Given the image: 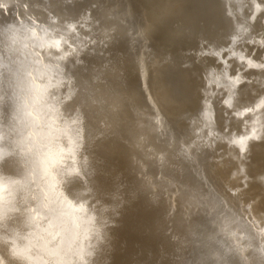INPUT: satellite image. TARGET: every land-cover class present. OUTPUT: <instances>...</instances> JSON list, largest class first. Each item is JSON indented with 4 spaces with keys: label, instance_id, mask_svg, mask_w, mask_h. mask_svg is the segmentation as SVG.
Instances as JSON below:
<instances>
[{
    "label": "rangeland",
    "instance_id": "obj_1",
    "mask_svg": "<svg viewBox=\"0 0 264 264\" xmlns=\"http://www.w3.org/2000/svg\"><path fill=\"white\" fill-rule=\"evenodd\" d=\"M179 1L0 0V132L3 133L0 136L2 139L7 136V141H0V145L5 143L8 149L16 146L12 147L15 151L10 148L12 153L3 146L12 160L9 153L3 152V147L0 151V155L3 152L0 168H9V171L4 169L6 174L0 169L5 174L4 177L0 174V181H5L0 183V247L2 251L7 248L11 252L8 254L6 249L4 259L0 251V264L3 261V264H159L162 261L164 264H264V0H206L208 5L203 1V7L199 6L200 0H194V3L187 0L189 3L185 2V6L184 3H181L183 6L175 4ZM21 8H27L23 16L18 15ZM134 34L138 36L137 40L133 39ZM128 35L133 39L131 42ZM121 36L129 41L119 40ZM127 42H130L129 46L133 45L128 46L129 49ZM103 43L107 46H102ZM122 43L127 44L123 45L124 50L119 49ZM137 46L143 47L145 52ZM111 49H114L112 53ZM125 49L128 57H124ZM115 50L124 51L122 55H125L122 57L120 51L118 56ZM139 50L143 53L137 52ZM132 53L135 54L132 56ZM139 53L140 63L136 58ZM133 59L138 61V67ZM130 60L132 66L135 64L133 68H137L129 67ZM136 69H140L141 74L138 70L135 74ZM160 75L165 80L163 77L160 80ZM164 84L167 88L170 86L171 98L177 88L178 93L172 99H164L169 96L167 88L164 86V90L161 86ZM131 93L138 94L140 101L135 102ZM157 93L160 98L162 93L165 94L164 101L159 100ZM190 94L192 98L187 99ZM145 95L151 103L142 99ZM64 96L66 100L62 104ZM129 96L134 98L133 102H129L133 100ZM175 98L181 104L175 102ZM145 100L148 102H142ZM4 101L8 108L2 110ZM139 102L143 105H137ZM144 103L148 105L146 111ZM135 104L142 107L143 115ZM63 106L65 110L62 111ZM42 107L48 110L44 113ZM151 108L154 112L149 110ZM57 118L58 122L61 120L58 125ZM34 120H41V124L37 122L39 127ZM153 120L158 121L155 124ZM163 121L171 122V125H163ZM44 124L52 128H48L50 132ZM68 125L71 129L66 128ZM73 127L75 132L68 137L66 134H70ZM37 128L43 129L42 132ZM76 128L79 129L76 131ZM33 129L37 131L35 134ZM44 129L50 139L46 138ZM82 131L81 138L87 137V141L84 139L79 143L81 138L76 132L79 136ZM160 133L167 136L166 142L162 141ZM179 133L183 138L188 135L191 141L188 137L185 140H189V144L185 143L187 140L183 143ZM17 135L20 140L14 139ZM62 140L65 143L77 140V143H68V147ZM46 141L56 147L55 151ZM84 142L90 144L86 147ZM191 142L193 147L189 146ZM78 143L86 150L79 147L74 151ZM21 144L28 148L20 147ZM64 145L68 147L67 151L62 148ZM171 145H175V149ZM190 147L192 152L197 149L196 152L190 154ZM241 147L244 149L242 156L233 159L232 153L242 150ZM16 148L22 156L14 154ZM87 148H92L91 153ZM26 149L32 154L27 156L28 159H25ZM81 150L82 154L87 151V155H82ZM198 150H202L201 153ZM59 152L65 155L60 160ZM202 152L205 157L200 155ZM55 156L59 158L56 160ZM203 159L206 160L205 167H202ZM27 160L36 163V170L43 179L58 177L52 172L55 168L66 171L61 177L60 188L74 203L75 214L64 216L55 207L43 210L35 196H28L26 176L13 169L15 165L26 166L22 164ZM8 162H15V165L9 163V166ZM248 164L258 171L259 182L255 180V173L248 170ZM230 209L232 214L237 211H234L237 213L235 217L233 215L235 219L229 217ZM80 211H84V215ZM241 211L245 214H242L244 219ZM34 225L37 229L41 227L40 231ZM57 229L60 233L63 229L62 232L69 231L70 234L64 233L63 238V233L62 236L56 234ZM9 230H14L12 236L7 233ZM3 237L5 242L9 239L8 244L4 243ZM256 239L260 241L257 245L252 242ZM28 251L32 252L29 253L31 256L26 253ZM6 257L13 260L5 262L9 260Z\"/></svg>",
    "mask_w": 264,
    "mask_h": 264
},
{
    "label": "bare ground",
    "instance_id": "obj_2",
    "mask_svg": "<svg viewBox=\"0 0 264 264\" xmlns=\"http://www.w3.org/2000/svg\"><path fill=\"white\" fill-rule=\"evenodd\" d=\"M191 1H192V0H190L189 2L191 3ZM195 1H196V0H195ZM201 1H202V4H201V3L199 4L200 7H203V6H201V5H204L203 1H205V5H208V3L206 4V0H200V2H201ZM208 1H209V2H211V1L213 2V0H207V2H208ZM220 1H222V0H220ZM185 2H187V4L189 3L187 0H181V1L177 2V3H175V4H177V5L180 4L181 6H183L182 4L184 3V6H185V4H186ZM192 2L194 3V0H193ZM197 2H198V1H197ZM197 2H196V3H197ZM222 2H223V1H222ZM222 2H220V3H222ZM181 3H182V4H181ZM215 4H216V3H215ZM187 6H188V5H187ZM33 7H34V6H33ZM177 7H178V6H177ZM194 7H195V6H194ZM57 8H58V7H57ZM178 8H180V6H179ZM183 8H184V7H183ZM185 8H186V7H185ZM166 10H167V9H166ZM174 10H175V9H174ZM196 10H197V9H196ZM26 13H27V8H21V9L19 10V12H18V15L23 16V15H25ZM129 15H130V14H129ZM161 15H162V14H161ZM162 16H163V15H162ZM163 17H164V16H163ZM137 18H138V17H137ZM216 18H218V17H216ZM220 18H221V17H220ZM220 18H218V19H220ZM135 23H136V21H135ZM43 24H45V23H43ZM132 24H134V23H132ZM132 24H129V25H132ZM134 26H135V25H134ZM138 26H140V24H138ZM140 27L142 28V26H140ZM140 27H138V28H140ZM135 29H136V28H135ZM128 30H129V29H128ZM126 32H129V31H126ZM135 33H136V32H135ZM127 34H128V33H127ZM129 34H130V33H129ZM131 34H132V33H131ZM131 34H130V35H131ZM136 34L138 35V33H136ZM134 35H135V34H134ZM116 36H117V35H116ZM128 36H129V35H128ZM131 36H132V35H131ZM138 36H139V35H138ZM138 36L135 35V36H133V37H135V38H133V37H132V38L137 40L136 37H138ZM126 37H127V36H125L124 38H126ZM121 38H122V36L119 37L118 39L120 40ZM128 38H129L130 42H131V40H133V39H130V36L127 37V39H128ZM122 39H123V38H122ZM122 39H121V40H122ZM139 39H140V37L138 38V40H139ZM93 40H94V39H93ZM101 40H102V39H101ZM101 40H100V41H101ZM123 40H124V39H123ZM129 40H126V39H125L124 41H129ZM115 41H116V40H115ZM115 41H114V42H115ZM124 41H122V42H124ZM141 41H142V40H141ZM114 42H113V43H114ZM119 42H120V41H119ZM119 42H118V43H119ZM130 42H127L128 45H127L126 43H122V45L120 44V45H119V49H121V50L123 49V50H124V47H125V46L123 47V45L126 44L127 47H128ZM132 42H134V41H132ZM143 42H144V41H143ZM99 43H100V42H99ZM101 43H102V41H101ZM118 43L116 42L115 44L118 45ZM136 43H137V42H136ZM136 43H135V45H136ZM140 43H141V42H140ZM140 43H138V45H139ZM106 44H107V43H106ZM133 44H134V43H133ZM100 45H101V44H100ZM100 45H99V46H100ZM103 45H104V46H107V45H105L104 43L102 44V46H103ZM110 45H111V44H110ZM117 45H115V47H118ZM131 45H132V43H131ZM131 45H130L129 47H131ZM135 45H134V47H135ZM144 45H145V43H144ZM111 46H112V45H111ZM120 46H122L123 48H122V47L120 48ZM132 46H133V45H132ZM139 46H140V45H139ZM115 47H113V48H115ZM129 47H128L127 49H129ZM134 47H132L131 49H133ZM137 47H138V46H137ZM145 47H147V46L145 45ZM145 47H144V48H145ZM138 48H139V47H138ZM138 48H137V49H138ZM140 48H142V50H143V47H140ZM140 48H139V49H140ZM107 49H110V48H107ZM137 49H136V50H137ZM113 50H114V49H111V53H112ZM117 50H118V49H117ZM121 50H119V51H116V50H115V51H116V53L118 54V52H120ZM136 50H135V51H136ZM102 51H103V48H102ZM108 51H109V50H108ZM115 51H114V52H115ZM125 51H126V55H127V50L125 49ZM135 51L133 50V52H135ZM143 51L145 52V49H144ZM143 51H140V50H139V51H137V52H141V54H142ZM106 52H107V51H106ZM130 52H132V51L130 50ZM137 52H136V53H137ZM109 53H110V52H108V54H109ZM122 53H125V52H124V51H123V52L121 51V53H120L121 56L123 57L125 54L122 55ZM120 54H118V56H119ZM130 54H131V53H130ZM130 54H129V55H130ZM134 54H135V53H132V56H133ZM126 55H125L124 57H128V55H127V56H126ZM136 55L139 56V57H136V58H139V59H137V60H139V62L133 59V62L136 61L135 64H136L137 62L140 63V53H139V54H136ZM136 55H135V56H136ZM121 56H120V58H121ZM113 57H115V56H113ZM141 57H145V56L141 55ZM129 58H130V56H129ZM132 58H133V57H132ZM132 58H130V59H132ZM122 59H123V58H122ZM142 59H145V58H142ZM145 60H146V59H145ZM122 61H123V60H122ZM128 61H129V60H128ZM131 61H132V60H130V65H129V67L131 66V67L133 68L135 64L132 66L131 63L133 64V62H131ZM141 61H142V60H141ZM188 62H189V61H188ZM145 63H146V62H144V64H145ZM197 63H198V62H197ZM128 64H129V63H128ZM139 65H140V64H139ZM141 65H143V62H141ZM136 66H137V64H136ZM136 66H135V68L138 67V66H137V67H136ZM143 67H144V66H143ZM135 68H133V69H135ZM140 68H141V66H140ZM184 68H186V67L184 66ZM142 69H143V68H142ZM137 70H138V73L141 74V72H139L140 69H136V70L134 71V73L136 74V71H137ZM131 71H133V70L131 69ZM131 71H130V74L133 73V72L131 73ZM142 71H145V70H142ZM162 71H163V70H162ZM169 71H170V70H169ZM172 71H173V70H172ZM164 72L170 74V72H167L166 70H164ZM164 72H163V75H164ZM175 72H176V71H174V74H175ZM180 72L182 73V71H180ZM180 72H177V74H179ZM138 73H137V74H138ZM171 73H172V72H171ZM139 74H138V76H139ZM172 74H173V73H172ZM142 75H143V73H142ZM132 76H133V75H132ZM132 76H131V77H132ZM136 76H137V75H136ZM161 77H163V76L160 75V80H162ZM132 78L135 79L134 76H133ZM139 78H140V77L136 78V80L139 79ZM163 78H164L163 80H165V77H163ZM169 78H170V76H169ZM169 78H167L168 80H167V79H166V80L169 81V80H170ZM130 79H131V78H130ZM133 79H132V81H133ZM130 81H131V80H130ZM133 82H134V81H133ZM161 82H162V84H163V83H166V82H164V81H160V83H161ZM170 82H174V81H171V80H170ZM167 83H168V82H167ZM128 84H130L129 81H128ZM128 84H127V85H128ZM131 84H132V82H131ZM131 84H130V85H131ZM133 84L135 85L136 82H134ZM139 84H140V82H139ZM127 85H125V86H127ZM165 85H166V84L161 85V86L164 88ZM137 86H138V84H137ZM139 86L141 87V84H140ZM166 86H167V85H166ZM166 86H165V88H167ZM168 86H169V85H168ZM172 86L176 87L175 84H172ZM172 86H171V88H172ZM191 86H192V85H190V87H191ZM130 87H131V89H132V86H130ZM134 87H135V86H134ZM125 88H126V87H125ZM136 88H137V87H136ZM136 88H134V89H136ZM165 88H164V90H166ZM168 88H169V90H170V86H169ZM168 88H167L166 92L169 93V96H166V97L164 98V99H166L167 97H169V98H167V100H169V99L171 98V97H170V96H171L170 91L172 92V90H170V91L168 92ZM192 88H193V87H192ZM128 89H129V88H128ZM131 89H129V90H131ZM134 89H133V90H134ZM138 89H139V88H138ZM161 89H162V88H161ZM161 89H160V91H161ZM172 89H175V88H172ZM194 89H195V88H193L192 90H194ZM139 90H140V89H139ZM164 90H163V92H164ZM189 90H190V89H189ZM71 91H72V90H71ZM160 91H159V92H160ZM173 91H176L175 93H178L177 88H176V90H173ZM130 92H131V91H130ZM133 92L135 93V90H134ZM161 92H162V91H161ZM161 92H160V93H161ZM166 92H164V93H165L166 95H168ZM194 92L197 94L196 90H195ZM68 93H69V92H68ZM128 93H129V92H128ZM139 93H140V92H139ZM160 93H157V94H158V98H159V100L163 98V95L165 96V94L162 93V96H161V98H160V97H159V96H160ZM175 93H174V94H175ZM189 93H190V91H189ZM126 94H127V91H126ZM126 94H125L124 97H126ZM143 94H144V93H143ZM143 94H142L141 96H143ZM174 94H173V95H174ZM191 94L194 95L193 92H192ZM191 94L189 95L190 98L188 97L187 99H191V98H192V97H191ZM68 95H69V94H68ZM127 95H129V94H127ZM131 95H134V98L136 99L135 102H136V101H137V102L140 101L141 98L139 99L138 94L135 95V94H132V93H131L130 96H131ZM139 95H140V94H139ZM173 95H172V98H173L174 96H176V94H175L174 96H173ZM56 96H57V95H56ZM130 96H129V99L131 98ZM194 96H195V95H194ZM194 96H193V98H194ZM60 97H63V96H60ZM66 97H67V96H66ZM144 97H145V98L142 97V99H147V98H146V95H145ZM67 98H68V97H67ZM132 98H133V97H132ZM132 98H131V99H132ZM134 98H133L132 101L130 100L129 102H133V101H134ZM172 98H171V99H172ZM39 99H40V98H39ZM55 99H56V98H55ZM124 99H125V98H124ZM126 99H127V98H126ZM129 99H128V100H129ZM164 99H162V100L164 101ZM187 99H186V100H187ZM57 100H59V99H57ZM65 100H66V99H65V96H64V101H63L62 104L65 103ZM68 100H69V99H68ZM68 100H67V101H68ZM147 100H148V99H147ZM147 100L142 101V102H148V101L150 102V100H148V101H147ZM162 100H161V101H162ZM167 100H165V101H167ZM175 100H176V101H175ZM46 101H47V99H46ZM54 101H55V100H54ZM67 101H66V102H67ZM69 101H71V100H69ZM124 101H125V100H124ZM170 101H173V100H170ZM174 101L177 102L178 100L175 98ZM174 101H173V104H175ZM41 102H42V101H41ZM59 102H60V101H59ZM59 102L57 101V103H59ZM61 102H62V101H61ZM125 102H126V101H125ZM167 102H169V101H167ZM178 102H179V104H181L180 101H178ZM52 103H53V101H52ZM67 103H68V102H67ZM150 103H151V102H150ZM150 103H148V104H150ZM163 103H165V102H163ZM182 103H183V102H182ZM55 104H56V103H55ZM131 104H132V103H130V105H131ZM144 104H145V106H143V107H144L143 109H144V111H146L145 109L148 107V105L146 106V103H144ZM167 104H168V105H169V104L171 105L170 102L167 103ZM41 105H42V103H41ZM60 105H61V104H59V106H57V107H60ZM137 105H143V104H142V103L140 104V102H139V104L137 103ZM176 105H177V103H176ZM47 106H48V104H47ZM49 106H50V104H49ZM49 106H48V107H49ZM52 106H53V105H52ZM64 106H65V105H64ZM64 106H63V107H64ZM68 106H69V105H68ZM132 106H133V105H132ZM134 106H135V107H139V106H136V104H135ZM150 106H152V105H150ZM1 107H2V110L5 109V108L7 109V108H8L7 101H4L3 103H1ZM54 107H56V105H55ZM66 107H67V106H66ZM70 107H71V106H70ZM73 107H74V106H73ZM145 107H146V108H145ZM52 108H53V107H52ZM85 108H86V107H85ZM139 108H140V107H139ZM139 108H138V109H139ZM141 108H142V107H141ZM141 108H140V109H141ZM149 108H150V107H149ZM153 108L155 109V107H153ZM42 109H43V107H42ZM42 109H41V110H42ZM49 109H51V108L49 107ZM133 109H134V108H133ZM143 109L140 110V111H141V114H142V112H144V111H142ZM147 109H148V108H147ZM33 110H34V109H33ZM43 110H44V111H43ZM43 110H42V111L45 113V111L48 110V108H45V107H44ZM53 110H55V109L53 108ZM57 110H58V109H57ZM61 110H62V111L65 110V107H64V109H61ZM68 110H70L69 107H68ZM149 110H152V111H153L152 108L149 109ZM34 111H35V110H34ZM38 111H39V110H38ZM49 111H51V110H49ZM59 111H60V108H59L58 112H59ZM71 111H72V110H71ZM73 111H75V110H73ZM73 111H72V112H73ZM78 111H79V110H77V112H78ZM84 111H85V110H84ZM147 111H148V110H147ZM155 111H156V110H155ZM43 112H41V113H43ZM58 112H57V111L55 112L56 117L59 116V115H57ZM68 112H69V111H68ZM75 112H76V111H75ZM77 112H76V113H77ZM153 112H154V111H153ZM153 112H152V113H153ZM47 113H49V112L47 111ZM65 113L67 114V112H65ZM76 113H75V114H76ZM86 113H87V111H86ZM144 113H145V112H144ZM147 113L149 114V112H147ZM53 114H54V113H53ZM62 114H63V112H62ZM62 114H61V115H62ZM69 114L71 115L72 113H69ZM75 114H73V115L76 117L77 115H75ZM78 114H79V113H78ZM82 114H83V113H82ZM44 115H46V114H44ZM51 115H52V111H51ZM79 115H80V114H79ZM142 115H143V114H142ZM152 115H153V114H152ZM42 116H43V115H42ZM42 116H41V118H42ZM53 116H54V115H53ZM53 116H51V117H53ZM65 116H66V115H65ZM82 116H83V115H82ZM82 116H81V119L83 120ZM155 116H158V115L155 114ZM1 117H2V116H1ZM43 117H44V116H43ZM56 117H55V118H56ZM78 117H79V116H78ZM151 117H152V116H151ZM34 118H35V117H34ZM39 118H40V117H39ZM44 118H45V117H44ZM44 118H43V119H44ZM49 118H50V117H49ZM49 118L47 117V118H45V119L47 120V119H49ZM62 118H63V117H62ZM62 118H61V119H62ZM64 118H65V117H64ZM68 118H69V116H68ZM158 118H159L160 120L163 119V118H160V117H158ZM158 118L156 117L155 119H158ZM0 119H1V118H0ZM36 119H37V118H36ZM53 119H54V118H52L51 120H53ZM81 119H79V120H81ZM37 120H39V119H37ZM46 120H45V121H46ZM49 120H50V119H49ZM56 120H57L56 124H57V123L59 124V123L61 122V120H60V122H58V121H59L58 118H57ZM62 120H63V119H62ZM74 120H75V119H74ZM76 120H78V118H77ZM76 120H75V122L77 123ZM34 121H35V120H34ZM40 121H41V120H40ZM40 121H37V122L40 123ZM45 121H43V122H45ZM54 121H55V120H53V122H54ZM67 121H68V120H67ZM69 121H70V120H69ZM71 121H72V120H71ZM155 121H158V120H153V122H155ZM0 122H1V120H0ZM35 122H36V121H35ZM35 122H34V123H35ZM37 122H36L35 124H37ZM47 122H48V121H47ZM63 122H64V120H63ZM63 122H62V123H63ZM65 122H66V120H65ZM79 122H81V121H79ZM161 122H162V121H161ZM163 122H164V121H163ZM165 122H166V120H165ZM165 122H164L163 125H165V124H167V123H169V124L171 125V122H168V121H167V123H165ZM30 123H32V122H30ZM39 123H38V124H39ZM62 123H61V125H62ZM70 123H71V122H69V124H70ZM76 123H75V124H76ZM91 123H92V122H91ZM38 124H37V125H38ZM40 124H41V123H40ZM49 124H50V123H48V125H49ZM52 124H53V123H52ZM56 124L54 123V125H56ZM58 124H57V125H58ZM72 124H73V123H72ZM72 124H71V125H72ZM79 124H80V123H79ZM81 124H82V123H81ZM92 124H93V123H92ZM155 124H156V122H155ZM160 124H161V123H160ZM160 124H159V125H160ZM16 125H17V124H16ZM37 125H35V128H36ZM48 125H47V126H48ZM82 125H83V124H82ZM88 125H90V124H88ZM27 126H29V125H27ZM30 126H31V129H32V124H31ZM47 126H45V124H44V127L47 128ZM49 126L51 127V125H49ZM59 126H60V125H59ZM63 126H65V125H63ZM66 126H67V125H66ZM73 126H74V125H73ZM78 126L80 127V125H78ZM90 126H91V125H90ZM22 127H23V126H22ZM38 127H39V125H38ZM41 127H42V126H41ZM50 127H48L49 130L52 129V128H50ZM165 127H167V126H165ZM169 127H170V126H168L167 128H169ZM11 128H13V127H11ZM48 128H47V131H49ZM53 128H55V127H53ZM66 128H69V125H68V127H66ZM81 128H82V127H81ZM81 128H80V130H82ZM20 129H21V128H20ZM29 129H30V127H29ZM38 129L40 130L41 128H37V130H38ZM62 129H65V127H64V128L62 127ZM62 129L59 128L60 131H62ZM69 129H71V128H69ZM72 129H73V130H70V131H69L70 134H66V135H69L68 137L72 136L71 134H73L72 131H74V127H73ZM77 129H79V128H76V131H77ZM84 129H85V128H84ZM2 130H3V128H2ZM18 130H19V129H18ZM18 130H17V131H18ZM21 130H22V129H21ZM33 130H34V129H33ZM39 130H38V132H39ZM42 130H43V129H41V132H42ZM53 130H54V129H53ZM53 130H52V131H53ZM67 130H68V129H67ZM17 131H16V132H17ZM29 131H30V130H29ZM31 131H32V130H31ZM35 131H36V130L32 131V133L34 132V134H35V133L37 132V131H36V132H35ZM44 131H45V129H44ZM44 131H43V132H44ZM84 131H85V130H84ZM4 132H5V130H4ZM22 132H23V131H22ZM22 132H21V135L24 134V133H22ZM25 132H26V131H25ZM49 132H50V131H49ZM62 132L65 133V131H62ZM67 132H68V131H67ZM67 132H66V133H67ZM74 132H75V131H74ZM0 133H1V132H0ZM26 133H27V132H26ZM28 133H30V132H28ZM52 133H53V132H52ZM59 133H60V132H59ZM164 133H165V132H164ZM164 133H160L159 136L161 137L162 141H165V142H166L165 137H167V136H165ZM186 133H187V132H186ZM186 133H185V135H187ZM1 134H3V133H1ZM5 134H6V132H5ZM7 134H8V133H7ZM16 134L19 135V133H16ZM30 134H31V133H30ZM30 134H28L29 137L31 136ZM43 134H44V133H43ZM45 134H46V131H45ZM45 134L43 135L44 137H45ZM47 134H48V132H47ZM47 134H46V138H49V139H50L51 137L47 136ZM50 134H51V133H50ZM76 134H77V135H76L77 137H80V138H81V137L83 136L82 134H84V132L82 131V132H81V135H79V136H78V134H80L79 132H78V133L76 132ZM18 135H17V137H15L14 139H16V138L18 139V138H19ZM32 135H33V134H32ZM37 135H38V133H37ZM48 135H49V134H48ZM51 135H52V134H51ZM51 135H50V136H51ZM60 135H61V134H60ZM62 135H63V134H62ZM62 135H61V136H62ZM66 135L64 134L63 136H66ZM86 135H87V134H85L84 137H85ZM167 135H168V134H167ZM3 136H4V135H3ZM8 136H9V135H8ZM11 136H12V138H13V135H11ZM15 136H16V135H15ZM22 136H23V135H22ZM22 136H20L21 139H23ZM25 136H26V134H25ZM39 136H40V135H39ZM163 136H164V137H163ZM169 136L171 137V134H170ZM173 136H174V135H173ZM173 136H172V137H173ZM176 136H177V134H176ZM180 136H181V135H180V133H179V137H180ZM1 137H2V136H0V138H1ZM4 137H5V138L2 139V138H3V137H2V138H1L2 140H0V141H4V142H6V141H7V140H6V137H7V136L5 135ZM33 137H34V136H33ZM40 137H42V136H40ZM40 137H39V139H40ZM53 137H54V136H53ZM53 137H52V139H54ZM59 137H60V136H59ZM68 137H65V139H67ZM77 137H76V138H77ZM177 137H178V136H177ZM185 137H188V135L185 136ZM185 137L183 138V137L181 136V138H183V143H184L187 139H189V137H188V138L185 140ZM26 138H27V136H26ZM30 138H31V137H30ZM56 138H57V137H56ZM56 138H55V139H56ZM71 138L74 139V137H71ZM71 138H69V140H70ZM80 138H77V140H80ZM88 138H89V137H88ZM174 138H175V137H174ZM181 138H180V139H181ZM7 139H9V137H8ZM14 139H13V141H14ZM39 139H38V141H40ZM52 139H51V140H52ZM62 139H63V138H62ZM84 139H86L85 141H87V137H86V138H83V140H82V138H81V140L79 141V143H80L81 141H84ZM177 139H178V138H177ZM177 139H176V141H177ZM5 140H6V141H5ZM18 140H20V139H18ZM25 140H26V139H24V141H25ZM30 140H31V139H30ZM30 140H29V141H30ZM42 140H43V137H42ZM42 140H41V141H42ZM44 140H45V138H44ZM44 140H43V141H44ZM46 140H47V139H46ZM57 140H58V139H57ZM60 140H61V139H60ZM77 140H74L75 143H77V142H76ZM167 140H168V139H167ZM178 140H179V139H178ZM181 140H182V139H181ZM189 140H190V139H189ZM189 140H187V142H185V143H188V144H189V142H188ZM9 141H10V140H8V144L10 143ZM21 141H23V140H21ZM47 141H49V140H47ZM47 141H46V143H47ZM62 141H63V140H62ZM74 141H73V142H74ZM89 141H90V140H89ZM190 141H191V140H190ZM11 142H12V141H11ZM54 142H55V141H54ZM67 142L69 143V141H67ZM73 142L71 141L70 143L73 145ZM179 142H180V140H179ZM1 143H2V142H1ZM14 143H15V141H14ZM19 143H20V141H19ZM19 143H18V144H19ZM29 143H30V142H29ZM38 143H39V142H38ZM38 143H37V145H38ZM41 143H42V142H41ZM46 143H45V144H46ZM50 143H51V142H49V144H50ZM63 143H65V141H63ZM68 143H65V144H68ZM70 143H69V144H70ZM79 143H78V147H77V148H76V147L74 148V151H76V149L79 150V149H78L79 147H80V148L83 147V146H82V145H83V142H82V145H81V146H79V145H80ZM88 143L90 144V142H87L86 144H85V142H84L85 146H86ZM167 143H168V142H167ZM192 143H193V142H191V145H189V146L193 147V146H192ZM10 144H11V143H10ZM10 144H9V145H10ZM15 144H16V143H15ZM54 144H55V143H54ZM69 144H68V147H69ZM169 144H172V143H169ZM188 144H187V146H188ZM2 145H3V143H2ZM26 145H27V142H26ZM26 145H25V146H26ZM30 145H31V144H30ZM40 145H41V144H40ZM47 145H48V143H47ZM47 145H46V146H47ZM55 145H56V144H55ZM60 145H61V144H60ZM175 145H176V144H175ZM175 145H174V146H175ZM183 145H186V144H183ZM3 146H5V143H4ZM3 146L0 145V151H1V147H3ZM14 146H15V145H14ZM14 146H12V147H14ZM19 146H20V145H19ZM22 146H24V145L21 144L20 147H22ZM25 146H24V147H25ZM28 146H29V145H28ZM31 146H32V145H31ZM42 146H43V145H42ZM48 146H50L51 148L53 147L52 149L55 151V149H56L55 146H53V145H52V146H51V145H48ZM74 146H75V145H74ZM76 146H77V145H76ZM171 146H172V145H171ZM174 146H172V147L174 148ZM189 146H188V147H189ZM198 146H201V145H198ZM5 147H6V146H5ZM5 147H3V148H4V149H3V152H7V153H9V151H11L10 148L12 149V151H15L11 146H10L9 149L7 148L8 145H7V147H6L9 151H7V149H5ZM15 147H16V146H15ZM17 147H18V146H17ZM57 147H58V145H57ZM64 147H65V145H64L62 148H64ZM68 147L66 146V147H65L66 149H65V148H64V149L67 151V148H68ZM86 147H87V146H86ZM86 147H84V149H85ZM90 147H91V146H90ZM191 147H190V149H189V150H190V151H189L190 154H192L193 152H196V150H197V149H196L195 151L192 152V151H191V150H192ZM201 147H203V146H201ZM201 147H200V148H201ZM25 148H28V147H25ZM25 148H24V149H25ZM29 148H30V147H29ZM31 148H32V147H31ZM37 148H40V147L37 146ZM59 148H60V147H59ZM173 148H172V149H173ZM186 148H187V147H186ZM194 148H195V145H194ZM16 149H17V148H16ZM18 149H19V147H18ZM18 149H17V151H16L17 153H16V152H15V153L13 152V153L22 156V152H21V154L18 153V152H20L19 150H20L21 148H20L19 150H18ZM52 149H51V150H52ZM81 149H82V148H81ZM84 149H82V150L84 151ZM87 149H89V148H87ZM90 149H92V148H90ZM90 149H89V151H90V153H91V150H90ZM174 149H175V148H174ZM203 149H204V147H203ZM241 149H242V150H235L236 152H233V153H232L231 156H232L233 159H237V158H239L240 156H242V154H243V152H244V149H243L242 147H241ZM4 150H6V151H4ZM28 150L30 151V149H28ZM28 150L26 149V151H27V152H26V153H27V154H26V157H27V156H30V157H31V155H32V154L30 153L31 151L28 152ZM33 150H36V149H33ZM59 150H61V149H59ZM71 150H72V149H71ZM82 150H81V154H82V152H83ZM85 150H86V149H85ZM193 150H194V149H193ZM12 151H11V153H12ZM22 151H23V150H22ZM61 151H62V150H61ZM74 151H73V152H74ZM200 151H202V150H200ZM200 151L198 150V152H200ZM3 152H2V153H3ZM35 152H36V151H35ZM73 152H71V153H73ZM86 152H87V151H86ZM86 152H85V153H86ZM191 152H192V153H191ZM2 153H1L0 156H2ZM23 153L25 154V152H23ZM28 153H29V155H28ZM36 153H37V152H36ZM42 153H43V152H42ZM47 153H48V151H47ZM51 153H52V152H51ZM69 153H70V152H69ZM85 153H83L82 155H85ZM90 153H89V155H90ZM200 153H201V152H200ZM30 154H31V155H30ZM38 154H41V153L38 152ZM49 154H50V153H49ZM55 154H56V153H55ZM58 154L61 156V158H59V157L56 158V156H57V155H56V156H55L56 160H57L58 158H59V160H60V159L64 158V156H65L63 153H60V152H59ZM66 154H67V152H66ZM196 154H198V153H196ZM203 154H205V152H204V153L202 152V154H200V155H201L202 157H205V156H203ZM5 155H6V153L4 154V157H6ZM7 155L9 156V155H11V154L9 153V154H7ZM41 155H42V154H41ZM44 155H45V153H44ZM53 155H54V154H53ZM53 155H51V156H53ZM86 155H87V154H86ZM86 155H85V156H86ZM200 155L198 154L197 157H199ZM37 156H38V155H37ZM79 156L81 157L80 154H79ZM91 156H92V155H91ZM193 156H194V154H193ZM193 156H192V158H193ZM251 156H252V158H254V155H253L252 153H251ZM40 157H41V156H40ZM40 157L38 158L39 160H41ZM43 157H44V156H43ZM83 157H84V156H83ZM195 157H196V156H195ZM202 157H201V159H202ZM18 158L20 159L21 157H18ZM18 158H17V160L19 161ZM23 158H24V155H23ZM23 158H22V159H23ZM65 158H66V157H65ZM68 158H69V156H68ZM232 158H231V159H232ZM0 159H2V158L0 157ZM7 159H8V158H7ZM9 159L12 160V159L10 158V156H9ZM9 159H8V160H9ZM25 159H28V157L25 158ZM25 159H23V161H24ZM77 159H78V158H76V160H77ZM198 159H200V158H198ZM205 159H206V158H205ZM205 159H203V160H204L203 164H204L205 161H206ZM254 159H255V158H254ZM33 160H34V158H33ZM33 160L31 161V163H29V161L27 160L28 162L26 161L25 164H22V165H26V166H21V167H19V165L17 166V165H15V164H13V163H15V162H13V163L8 162L7 164L11 163V164H13V166L15 165V167L13 168L14 171L19 172L18 174H21V176H22V173H23V175L26 176V181H25V182H27V183H26V187L28 188V192H27V193H28V196H30V195L35 196V197H36V201H37L38 203H40L41 205H43V207H42L43 210H46V208H48V207H55V209H59V210L61 211V214L64 215V216H68V215H71V214H73V213L75 214V213H76V207H75L74 203H72L71 200H69V199L67 198V196H66V195H67L66 192H65L62 188H60V186H61V177H62V175H63V176L65 175V172H66V171H63V170L61 171V170H59L58 168H55L53 171L50 169V172L52 171L54 174L58 175V177H55V179H48L49 177L45 176V177H47V178H44V179H43V175L41 176L40 173L37 171L38 169H37L36 163H34ZM47 160H48V159H47ZM54 160H55V159H54ZM54 160H52V161H54ZM64 160H65V159H64ZM194 160H196V159H194ZM13 161H14V160H13ZM23 161H22V162H23ZM42 161H44V160H42ZM42 161H41V162H42ZM69 161H70V160H69ZM81 161H82V160H81ZM93 161H94V160H93ZM201 161H202V160H201ZM2 162H4V161L2 160ZM22 162H21V163H22ZM61 162H62V161H61ZM82 162H83V161H82ZM90 162H91V161H90ZM243 162H244V161H243ZM0 163H1V160H0ZM4 163H6V160H5ZM21 163L19 162V164H21ZM26 163H29V164H26ZM51 163H52V162H51ZM53 163H54V162H53ZM57 163H58V162H57ZM74 163H75V159H74ZM79 163H80V162H79ZM200 163H201V162H200ZM200 163H199V165H200ZM7 164H6L7 167L11 166L10 164H9V166H8ZM17 164H18V162H17ZM40 164H41V163H40ZM59 164H60V163H58V166H59ZM82 164H83V163H82ZM93 164H94V163H93ZM203 164H201V166H202ZM205 164H206V163H205ZM205 164H204V166H202V167H205ZM1 165H2V164H1ZM37 165H38V164H37ZM42 165H44V164H42ZM49 165H51V164H49ZM49 165H48L47 168H49ZM56 165H57V164H56ZM196 165H197V163H196ZM6 166H5V167H6ZM45 166H46V165H45ZM60 166H61V165H60ZM70 166H72V165L70 164ZM73 166H74V165H73ZM197 166H198V165H197ZM0 167H1V166H0ZM55 167H56V166H55ZM67 167H68V166H67ZM77 167H78V166H77ZM63 168H65V167H63ZM82 168H83V167H82ZM89 168H90V167H89ZM198 168H199V167H198ZM247 168H248V170L251 172V174H254V173H255V180H257V182H259V180L261 179V176L258 174V171L256 170V168H254V167L251 166L250 164H248ZM0 169H1V168H0ZM4 169H6V168H3V170H4ZM8 169H9V168H8ZM8 169H6V170H8ZM10 169H11V168H10ZM36 169H37V170H36ZM42 169H45V168L43 167ZM83 169H84V168H83ZM83 169H82V170H83ZM87 169H88V168H87ZM1 170H2V169H1ZM3 170H2V171H3ZM39 170H40V169H39ZM46 170H47V169H46ZM68 170H69V169H68ZM71 170H72V169H71ZM71 170L69 171V173L71 172ZM204 170H205V168H204ZM8 171H9V170H8ZM14 171H13V173H15ZM48 171H49V170H48ZM72 171H74V169H73ZM75 171L77 172V169H76ZM85 171H86V170H85ZM3 172L6 174V171H5V170H4ZM40 172H41V171H40ZM9 173H12V172L10 171ZM69 173L67 172L66 174L68 175ZM203 173H205V172H203ZM0 174H2V173L0 172ZM5 174H2L3 177L5 176ZM47 174L50 175L49 172H48ZM47 174H46V175H47ZM84 174H85V173H84ZM11 175H12V174H11ZM15 175L17 176V179H18V175H17V174H15ZM15 175H14V176H15ZM51 175H52V174H51ZM79 175H80V173H79ZM6 176H9V175H6ZM14 176H12V177L14 178ZM19 176H20V175H19ZM69 176H70V175H69ZM0 177H1V175H0ZM10 177H11V176H10ZM51 177H52V176H51ZM70 177H71V176H70ZM78 177H79V176H78ZM206 177H207V176H206ZM52 178H53V177H52ZM62 178H63V177H62ZM72 178H73V177H71V179H72ZM76 178H77V177H76ZM203 178H204V177H203ZM2 179H3V178H2ZM8 179H9V178H8ZM10 179L13 180L12 178H10ZM206 179H207V178H206ZM6 180H7V179H6ZM2 181H3V180H2ZM2 181H0V183H4V182H5V181H4V182H2ZM23 181H24V180H23ZM204 181H205V180H204ZM254 183H255V182H254ZM12 185H13V184H12ZM21 187H22V186H21ZM15 188H16V187H15ZM20 191H21V190H20ZM18 192H19V190H18ZM24 192H25V190H24ZM12 193H13V192H12ZM21 193H22V192H21ZM1 194H2V193H1ZM5 194H7V193H5ZM9 194H10V193H9ZM17 194H18V193H17ZM18 195H19V194H18ZM22 195H23V193L21 194V196H22ZM17 197H18V199H19V196H17ZM17 197H16V198L13 197V198H14V199H17ZM0 198H1V197H0ZM7 198H8V197H7ZM22 198H24V196H23ZM25 198H26V197H25ZM25 198H24V199H25ZM27 198H28V197H27ZM29 198H30V197H29ZM54 198H56L58 201H55ZM14 199H13V200H14ZM1 200H2V199H1ZM29 200H30V199H29ZM5 201H6V200H5ZM24 201H25V200H24ZM14 202H15V201H14ZM14 202H13V203H14ZM17 202H18V201H17ZM28 202H29V201H28ZM0 203H1V202H0ZM13 203H12V204H13ZM19 203H20V202H19ZM226 203H227V202H226ZM226 203H225V204H226ZM263 203H264V196H263ZM10 204H11V203H10ZM33 204H34V203H33ZM227 204H228V203H227ZM227 204H226V205H227ZM21 205H22V204H21ZM21 205H20V206H21ZM30 205H31V204H30ZM226 205L224 206V208L226 207ZM228 205H230V204H228ZM0 206H1V205H0ZM5 206H6V205H5ZM5 206H4V207H5ZM8 206H10V205H8ZM8 206H7V209H8ZM12 206H13V205H12ZM14 206H15V205H14ZM2 207H3V206H2ZM10 207H11V206H10ZM229 207H230V206H229ZM5 208H6V207H5ZM18 208H19V207H18ZM30 208H31V206H30ZM230 208H231V207H230ZM3 209H4V208H3ZM15 209H16V208H15ZM15 209H14V210H15ZM25 210H26V209H25ZM59 210H57V211H59ZM233 210H234V209H233ZM3 211H4V210H3ZM3 211H1V212H3ZM5 211H7V210H5ZM19 211H20V210H19ZM54 211H55V210H54ZM57 211H56V212H57ZM224 211L226 212V208H225ZM228 211H229V210H228ZM228 211H227V212H228ZM234 211H236V210H234ZM234 211H232V212H233V214H232V213H231V209H230V213H229V212H228L229 214L227 213V214L229 215V217H233V215L235 214ZM10 212H12V211H9V213H10ZM20 212H21V211H20ZM32 212H33V211H32ZM43 212H44V211H43ZM48 212H49V211H48ZM80 212H82L83 215H84V211H80ZM236 212H237V211H236ZM6 213H7V212H6ZM38 213H39V212H38ZM77 213H78V212H77ZM240 213H241V217H243L242 214H244V213H243L242 211H241ZM2 214H4V212H3ZM80 214H81V213H80ZM10 215L12 216V215H14V214H9L8 216H10ZM19 215H20V214H19ZM81 215H82V214H81ZM235 215H237V213H236ZM235 215H234V217H235ZM16 216H17V215H16ZM34 216H35V215H34ZM45 216H46V215H45ZM54 216H55V215H54ZM244 216H245V214H244ZM1 217H2V216H1ZM13 217H15V216H13ZM25 217H26V216H25ZM32 217H33V216H32ZM43 217H44V216H43ZM43 217H40V216H39V218H43ZM59 217H60V216H59ZM80 217H81V216H80ZM82 217H83V216H82ZM234 217H233V218H234ZM239 217H240V216H239ZM241 217H240V218H241ZM39 218H38V219H39ZM48 218H49V217H48ZM50 218H51V217H50ZM69 218H70V217H69ZM7 219H9V218L7 217ZM10 219H11V218H10ZM12 219H14V218H12ZM18 219H19V218H17V220H18ZM38 219H37V220H38ZM43 219H44V218H43ZM43 219H42V220H43ZM59 219H60V218H59ZM234 219H235V218H234ZM242 219H244V217H243ZM242 219H241V220H242ZM1 220H2V219H1ZM3 220H4V219H3ZM45 220H47V219H45ZM48 220H49V219H48ZM67 220H68V219H67ZM76 220H77V219H76ZM236 220H238V219H236ZM245 220H246V218H245ZM4 221H5V220H4ZM9 221H10V220H9ZM21 221H22V220H21ZM43 221H44V220H43ZM43 221H41L40 224H42ZM50 221H52V219H51ZM56 221H57V220H56ZM68 221H69V220H68ZM246 221H247V220H246ZM246 221H245V223L247 224L248 221H247V222H246ZM17 222H18V221H17ZM26 222H27V221H26ZM37 222H38V221H37ZM45 222H46V221H45ZM58 222H59V221H58ZM235 222H236V221H235ZM12 223H13V222H12ZM12 223H11V224H12ZM32 223H33V222H32ZM51 223H52V222H51ZM51 223H50V224H51ZM53 223H54V222H53ZM78 223H79V222H78ZM78 223H77V224H78ZM3 224H4V223H3ZM7 224H10V223L7 222ZM15 224H16V220H15ZM37 224H38V223H37ZM63 224H64V223H63ZM63 224H62L60 227H63ZM66 224H67V223H66ZM73 224H74V223H73ZM236 224H237V223H236ZM0 225H2V224H0ZM13 225H14V224H13ZM16 225H17V224H16ZM16 225H15V226H16ZM23 225H24V224H23ZM69 225L72 226L71 222L69 223ZM74 225H75V224H74ZM243 225H244V224H243ZM17 226H19V225H17ZM17 226H16V227H17ZM26 226H27V225H26ZM41 226H42V225H41ZM43 226H44V223H43ZM43 226H42V227H43ZM47 226H48V225H47ZM50 226H51V225H50ZM50 226H49V227H50ZM55 226H56V225H55ZM55 226H53V227H55ZM66 226H67V225H66ZM66 226H65V229H66ZM246 226H247V225H246ZM248 226H249V223H248ZM248 226H247V227H248ZM6 227H7V226H6ZM12 227H13V226H12ZM21 227H22V226H21ZM34 227H35V225H34ZM49 227H48V228H49ZM58 227H59V224H58ZM68 227H69V226H68ZM74 227H75V226H74ZM244 227H245V226H244ZM0 228H1V227H0ZM13 228H14V227H13ZM18 228H19V227H18ZM22 228H24V227H22ZM22 228H21V229H22ZM30 228H31V227H30ZM30 228H29V229H30ZM39 228H41V227H39ZM39 228L37 229V228L35 227V229H37L38 231H40ZM79 228H80V227H79ZM248 228H249V227H248ZM3 229H4V228H3ZM44 229L46 230V227H44ZM49 229H50V228H49ZM51 229H52V227H51ZM63 229H64V228H63ZM63 229H60V230H61V233H63V234H64V233H67L66 231H65V232H62ZM72 229H73V228H72ZM76 229H78V228H76ZM240 229H241V228H240ZM242 229H243V227H242ZM246 229H247V228H246ZM16 230H17V229H16ZM27 230H28V229H27ZM41 230H42V229H41ZM73 230H74V229H73ZM4 231H5V230H4ZM9 231H10V230H9ZM11 231H14V230H11ZM11 231H10V232H7V233H8V234L10 233L11 236H12V233H13V232H11ZM34 231H36V230H34ZM47 231H48V230H47ZM52 231H53V230H52ZM67 231H68V230H67ZM71 231H72V230H71ZM242 231H244V229H243ZM54 232H55V229H54ZM248 232H249V231H248ZM262 232H263V231H262ZM59 233H60V231L57 229V233H56V234L59 235ZM61 233H60V234H61ZM68 233H69V231H68ZM68 233H67V235L70 234V233H69V234H68ZM72 233H73V232H72ZM242 233H245V232H242ZM252 233H253V232H252ZM252 233H251V234H252ZM13 234H14V233H13ZM36 234H37V233H35V235H36ZM46 234H47V233H46ZM52 234H53V232L50 233V235H52ZM77 234H78V233H77ZM246 234H247V233H245V235H246ZM249 234H250V233H249ZM251 234H250V235H251ZM19 235H20V234H19ZM27 235H28V234H27ZM33 235H34V234H33ZM33 235H31V236H33ZM42 235H43V234H42ZM42 235H41V236H42ZM253 235H254V234H252V236H253ZM261 235H262V234H261ZM2 236H4V235H2ZM8 236H9V235H8ZM8 236H7V237H8ZM37 236H38V234H37ZM54 236H56V235H54ZM54 236H53V237H54ZM61 236H62V234H61ZM77 236H78V235H77ZM254 236H255V235H254ZM257 236H258V234H257ZM262 236H263V235H262ZM262 236H259V237H262ZM7 237H6V238H7ZM13 237H14V236H13ZM46 237H47V235H46ZM53 237H52V240H53ZM26 238H27V237H26ZM33 238H34V236H33ZM47 238H49V237H47ZM47 238H46V239H47ZM55 238H56V237H55ZM57 238H58V237H57ZM57 238H56V239H57ZM59 238H60V236H59ZM59 238H58V239H59ZM63 238H65V234H64V237H63ZM63 238H61V239H63ZM74 238H75V237H74ZM251 238H252V237H251ZM251 238H250V239H251ZM11 239H12V238H11ZM11 239H10V240H11ZM30 239H31V238H30ZM30 239H29V240H30ZM39 239H40V238H39ZM42 239H44V238H42ZM49 239H51V238H49ZM253 239H254V238H253ZM4 240H5V238L3 237V241H4ZM8 240H9V239H8ZM8 240H7V242H8ZM13 240H14V239H13ZM22 240L24 241L23 238H22ZM29 240H28V241H29ZM44 240H45V239H44ZM59 240H60V239H59ZM65 240H67V239H64V241H65ZM71 240H72V239H71ZM257 240H258V239H256V241H252V242H253V243L255 242L254 244L257 245V243L260 242V241L257 242ZM259 240H260V239H259ZM261 240H263V237L261 238ZM23 241H21V242H23ZM30 241H31V240H30ZM40 241H41V240H40ZM40 241H39V242H40ZM48 241H49V240H48ZM56 241H58V240H56ZM60 241H61V240H60ZM60 241H58V243H59ZM72 241H73V240H72ZM0 242H2V241H0ZM7 242L4 241L5 244H8ZM21 242H20V244H22ZM49 242H50V241H49ZM65 242H66V241H65ZM256 242H257V243H256ZM261 242H262V241H261ZM10 243H11V242H10ZM18 243H19V241H18ZM18 243H16V244H18ZM23 243H24V242H23ZM33 243H34V242H33ZM42 243H43V242H42ZM58 243H57V244H58ZM61 243H62V242H61ZM68 243H69V242H68ZM5 244H4V245H5ZM43 244H44V243H43ZM2 245H3V243H2ZM4 245H3V246H4ZM9 245H10V244H9ZM9 245H8V246H9ZM29 245H30V244H29ZM31 245H32V244H31ZM6 246H7V245H6ZM12 246H13V245H12ZM14 246H16V245L14 244ZM14 246H13V247H14ZM22 246H26V245H23V244H22ZM22 246H21V247H22ZM1 247H2V246H1ZM1 247H0V248H1ZM4 247H5V246H4ZM27 247H29V246H27ZM37 247H38V246H37ZM261 247H262V245H261ZM263 247H264V246H263ZM11 248H12V247H11ZM14 248H15V247H14ZM17 248H18V246H17ZM2 249H3V248H1L0 251H2ZM6 249H7V248H5V250H6ZM29 249H30V248H29ZM34 249H35V248H34ZM34 249H33V250H34ZM42 249H43V248H42ZM263 249H264V248H263ZM5 250L2 251V254L5 252ZM15 250H16V249H15ZM38 250H39V249H37L36 251H38ZM13 251H14V249H13ZM13 251H12V252H13ZM19 251H20V250H19ZM22 251H23V250H22ZM24 251H26V249H24ZM24 251H23V252H24ZM39 251H40V250H39ZM41 251H42V250H41ZM41 251H40V252H41ZM7 252H8V254L11 253L10 251H8V249H7ZM16 252H17V250H16ZM13 253H14V252H13ZM13 253H12V255H14ZM20 253H21V252H20ZM24 253H25V252H24ZM24 253H23V254H24ZM26 253H28V255H29V253L32 254V252H30V251H28V252H26ZM2 254L0 253V257H1ZM15 254H16V253H15ZM31 254H30L29 256H31ZM261 254H262V253H261ZM4 255L6 256L7 254H3V256H4ZM21 255H22V254H21ZM5 256H4V259H5ZM26 256H27V255H26ZM8 257H9V256H8ZM8 257H6V259H7ZM11 257H12V256H11ZM22 257H24V256H22ZM4 259L2 258V260H4ZM8 259H9V258H8ZM0 260H1V259H0ZM10 260H13V259L10 258L9 260H6L5 262H9ZM0 262H1V261H0ZM3 263H4V261H3ZM3 263H2V264H3Z\"/></svg>",
    "mask_w": 264,
    "mask_h": 264
},
{
    "label": "water",
    "instance_id": "obj_3",
    "mask_svg": "<svg viewBox=\"0 0 264 264\" xmlns=\"http://www.w3.org/2000/svg\"><path fill=\"white\" fill-rule=\"evenodd\" d=\"M159 264H164V262L162 261V262H160Z\"/></svg>",
    "mask_w": 264,
    "mask_h": 264
}]
</instances>
